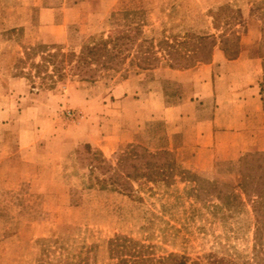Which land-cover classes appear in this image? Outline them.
Listing matches in <instances>:
<instances>
[{
	"label": "rangeland",
	"instance_id": "374dc122",
	"mask_svg": "<svg viewBox=\"0 0 264 264\" xmlns=\"http://www.w3.org/2000/svg\"><path fill=\"white\" fill-rule=\"evenodd\" d=\"M120 36L130 39L119 62L94 79L46 61ZM217 47L264 59V0H0V264H264L254 193L238 187L242 159L264 154V125L252 126L251 151L225 159L215 150L203 170L191 163L197 150L160 148L173 143L163 125L155 136L145 125L137 141L113 139L137 127L133 110L148 117L146 102L118 103L127 89L137 97L143 69L188 68ZM128 79L135 84L122 85ZM129 144L169 150L174 184L136 181L130 194L92 187L105 175L91 172L86 146L115 164ZM181 169L243 204L224 205L217 189L196 197Z\"/></svg>",
	"mask_w": 264,
	"mask_h": 264
},
{
	"label": "crops",
	"instance_id": "0c3cea01",
	"mask_svg": "<svg viewBox=\"0 0 264 264\" xmlns=\"http://www.w3.org/2000/svg\"><path fill=\"white\" fill-rule=\"evenodd\" d=\"M141 72L147 75V83L133 94L137 97H131V90L127 89L118 103L125 105V98H133V105L144 107L146 102L148 117L135 115L133 110L132 120L137 127L133 126L131 131L123 129L113 139L137 141L145 125L147 133L155 136L156 126L163 125L161 135L166 141L169 135L175 144L160 148L197 150L191 163L200 170L205 169L202 164H210L208 158L215 157L217 152L222 151V156L229 159L234 156L232 153L239 156L255 147L249 132H256L252 126L264 125L263 58L247 57L243 52L228 58L217 47L208 62L182 69L167 66ZM129 84L135 82L128 79L122 85Z\"/></svg>",
	"mask_w": 264,
	"mask_h": 264
},
{
	"label": "trees",
	"instance_id": "16d2710c",
	"mask_svg": "<svg viewBox=\"0 0 264 264\" xmlns=\"http://www.w3.org/2000/svg\"><path fill=\"white\" fill-rule=\"evenodd\" d=\"M126 38L120 36L114 39L101 40L93 45H88L77 54L76 52L52 54L47 62H53L54 72L65 69L71 65V70L79 72L78 75L89 74L90 79H94L101 68H114L122 57V50L119 48L125 43ZM173 67V66H172ZM148 68V67H147ZM63 73H59L62 77ZM83 79H88L83 78ZM88 147V148H87ZM86 152L91 158V172L101 170L104 177L98 176L92 181V187L100 186L102 189L116 190L124 193H132L134 182L144 180L145 182L161 183L172 186L175 182L176 161L169 150L152 152L140 144H129L126 149L121 150L117 156L115 164L106 160L99 152L86 146ZM264 154L254 153L246 155L241 161V181L239 188L244 194L250 196V189L254 193L252 197L253 212L256 219L255 227V249L257 253L264 254ZM259 161V162H257ZM255 163L258 165L255 167ZM244 166L249 172L246 173ZM256 168V169H255ZM184 180L190 184V188L195 192L196 197H201L202 193L214 195L213 190L218 191V198L223 200L224 205H229L238 200L240 196L235 192L218 190L216 184L207 181L202 176L187 169L180 171ZM243 204V203H242ZM223 206V204L221 205ZM221 209L223 207H220ZM174 258H179L174 256ZM177 264H187L180 260Z\"/></svg>",
	"mask_w": 264,
	"mask_h": 264
}]
</instances>
